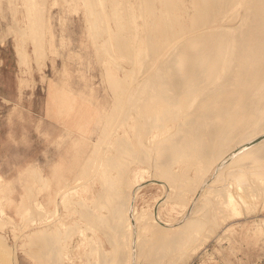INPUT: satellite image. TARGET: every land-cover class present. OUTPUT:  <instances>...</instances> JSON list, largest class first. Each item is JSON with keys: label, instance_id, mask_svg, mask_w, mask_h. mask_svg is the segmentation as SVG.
Here are the masks:
<instances>
[{"label": "bare ground", "instance_id": "1", "mask_svg": "<svg viewBox=\"0 0 264 264\" xmlns=\"http://www.w3.org/2000/svg\"><path fill=\"white\" fill-rule=\"evenodd\" d=\"M152 1L145 8L139 0L142 12L144 6L156 17L144 26L137 22L144 17L136 0H112L110 11L107 0H82L88 36L111 86V105L91 153L81 158L83 136L72 146V163L81 167L74 181L60 184L64 171L55 170L60 180L54 190L55 175L43 178L32 169L31 190L52 189L47 204L35 201L32 192L17 201L22 226H31L26 238L28 247H36L35 256L28 249L35 261L62 264L72 249L83 264H175L176 250H188L236 217L243 220L231 221L225 231L239 224L241 230L254 229L252 242H264V217L250 223L240 206L258 189L264 194V0H189L187 7L183 0ZM159 1L166 6L159 8ZM26 6L33 21L28 31L18 32L31 33L37 61L44 54L38 40L45 16L37 0ZM137 166L139 183L132 178ZM90 173L94 180L82 187L94 204L88 218L74 183ZM0 181L4 228L2 219H10L1 212L4 203L16 200L5 195L8 182ZM151 185L162 193L139 210L137 198ZM72 213L77 218L69 220ZM9 252L18 264L15 248ZM77 257L72 264H79Z\"/></svg>", "mask_w": 264, "mask_h": 264}, {"label": "rangeland", "instance_id": "2", "mask_svg": "<svg viewBox=\"0 0 264 264\" xmlns=\"http://www.w3.org/2000/svg\"><path fill=\"white\" fill-rule=\"evenodd\" d=\"M37 1L42 7L43 18L45 16V25L39 29V32L44 34L43 41L39 43L44 56L40 57L39 64L35 59L36 50L34 40L30 36L31 33H25V36H28L25 37L18 32L20 29L28 31L33 21L32 14L28 15L25 11L28 0H0V176L9 184L5 195L16 200L11 203L6 201L1 211L10 216L8 220L2 219L6 227L0 228V248L1 245L7 246L4 247L5 250L3 247L0 249V260L7 262L5 264H13L10 261L12 254L9 251L14 248L18 264H40L39 262L43 264L41 259L35 261L28 253V249L33 248V246L28 247L29 239L26 238L31 231V226L28 227L29 229L22 226L24 223L17 215V201L32 192L34 193L33 198H36L35 201L39 200L47 204L48 192L55 190L60 180L59 175H55V170L64 171L61 175L65 179L60 184L65 183L66 180L74 181L81 167L72 163L74 159L71 157L76 150L72 146L77 139L83 136L87 140L82 145L81 158L84 159L91 153V146L97 139L101 123L111 105V86L103 77V66L100 59L96 57V48L88 36L86 28L88 24H85L82 0ZM107 1L106 8L110 11L113 3L112 0ZM136 1L138 12L144 17L143 21L138 19L137 22L146 26L156 17H152L148 9L144 10V6H142V12V8H139V0ZM149 1L145 0V8L153 7L154 1ZM183 1L186 7L190 5L189 0ZM164 5L166 6L164 2L159 1L157 6L160 8ZM188 11L190 12L191 9L189 8ZM180 13L186 15L185 10ZM158 24L164 27L163 22ZM124 37L125 35L122 36L123 40ZM121 53L123 54V50ZM124 54H128L127 49L124 50ZM22 55L25 56L24 63L21 61L20 56ZM81 84L86 86L81 91L82 104L86 110L83 108L84 120L76 130L73 118L65 115L58 117V99L52 97L51 86L59 90L63 88L67 93L77 95ZM89 126L92 127V131H88ZM32 169L39 171L43 178L52 179L55 175L56 183L52 181V189L47 190L45 187V190L39 191L33 186L32 190L36 191H32L30 186L35 183V176L31 173ZM92 175L90 173L74 183L89 207L88 218L94 213V204L88 191L82 187L91 184L95 178ZM132 178L137 183L142 180L140 166L133 169ZM99 181L97 180V186ZM0 185L3 186L1 181ZM161 193L162 187L157 185L142 189L137 198L138 209L140 210L146 204H154L155 197ZM240 203L250 223H253L254 219H256L255 222H261L260 219L264 217V194L261 189L251 196L249 204ZM51 206L53 208V205ZM33 217L40 226V217L35 215ZM75 217L77 218L76 214L72 213L69 220H74ZM241 220L243 219L239 217L231 218L215 234L208 235V237L202 235V239L200 237L197 240L196 246L193 244L192 249L191 247L190 250L188 249L189 252L184 250L185 248L174 251L178 256L175 253L171 256L182 259L181 261L176 259L175 264H264V242L259 241L257 244L252 242L251 239L256 234L254 229L241 230L238 224L233 229L225 231V227H228L231 221L240 223ZM18 224L21 225L18 227ZM72 225L75 226V224ZM72 236L78 238V234H72ZM67 245H70V242L65 244V249H69ZM71 245L74 246L75 242L73 241ZM104 247L110 248L107 241ZM32 248L31 251L36 249V247ZM35 249L33 253L31 252L34 256L36 255L34 254ZM180 250L182 255L178 252ZM4 251L5 255L2 254ZM76 252V250H69L62 264H72V258L78 255ZM75 260L83 264L79 257Z\"/></svg>", "mask_w": 264, "mask_h": 264}, {"label": "crops", "instance_id": "3", "mask_svg": "<svg viewBox=\"0 0 264 264\" xmlns=\"http://www.w3.org/2000/svg\"><path fill=\"white\" fill-rule=\"evenodd\" d=\"M39 43H40V40H38V49L40 51H42L43 49H40ZM42 56H44V54H41V55L38 54V59H37V63L38 64L40 62L39 59ZM83 87H86L85 84H81L79 86V91L77 92V95H73L71 93H67V91L64 90L63 88H61V90H59L58 88H55V87L51 86V90H52L51 91V95H52V97L53 98L56 97L58 99L57 100V102H58L57 103V106H58V117H59V115L60 116L65 115V116H67L69 118L70 117L73 118L74 121H75V127H76L75 129L76 130L79 129L80 124L84 120V118H83V110L85 108L83 107L82 99H81L82 98L81 91H83ZM86 89L87 88H85V90ZM88 131H92V127L91 126H89ZM0 180H1V176H0Z\"/></svg>", "mask_w": 264, "mask_h": 264}]
</instances>
